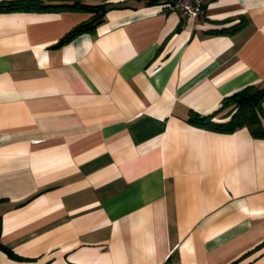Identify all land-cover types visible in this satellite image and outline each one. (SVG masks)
<instances>
[{
  "label": "crops",
  "instance_id": "0c3cea01",
  "mask_svg": "<svg viewBox=\"0 0 264 264\" xmlns=\"http://www.w3.org/2000/svg\"><path fill=\"white\" fill-rule=\"evenodd\" d=\"M80 1L0 10V264H264V137L190 120L264 85V0Z\"/></svg>",
  "mask_w": 264,
  "mask_h": 264
},
{
  "label": "trees",
  "instance_id": "16d2710c",
  "mask_svg": "<svg viewBox=\"0 0 264 264\" xmlns=\"http://www.w3.org/2000/svg\"><path fill=\"white\" fill-rule=\"evenodd\" d=\"M50 8H77L93 12L90 20L73 27L54 46H60L76 34L93 27L101 21L102 16L107 11L105 3L89 5L80 0H72L70 3L63 4H49L42 0H5L0 2V10H45ZM262 100H264V85L249 84L223 98L219 110L231 107L227 112L229 116L227 121H213L212 115L201 117L197 113H192L190 120L199 122L211 129L225 132L247 126L254 136L264 137V126L261 123V116L264 117V111L261 107Z\"/></svg>",
  "mask_w": 264,
  "mask_h": 264
},
{
  "label": "built area",
  "instance_id": "2783aa9c",
  "mask_svg": "<svg viewBox=\"0 0 264 264\" xmlns=\"http://www.w3.org/2000/svg\"><path fill=\"white\" fill-rule=\"evenodd\" d=\"M167 10L177 11L181 16L198 19L203 12V0H172L164 6Z\"/></svg>",
  "mask_w": 264,
  "mask_h": 264
}]
</instances>
